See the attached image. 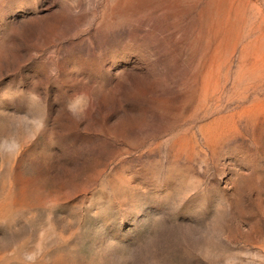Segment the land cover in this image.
I'll return each instance as SVG.
<instances>
[{"label": "rangeland", "instance_id": "obj_1", "mask_svg": "<svg viewBox=\"0 0 264 264\" xmlns=\"http://www.w3.org/2000/svg\"><path fill=\"white\" fill-rule=\"evenodd\" d=\"M0 264H264V0H0Z\"/></svg>", "mask_w": 264, "mask_h": 264}]
</instances>
